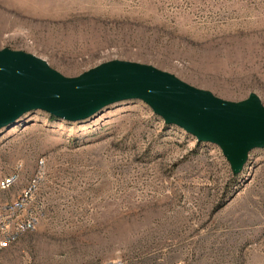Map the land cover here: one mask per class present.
Masks as SVG:
<instances>
[{
  "label": "rangeland",
  "instance_id": "1",
  "mask_svg": "<svg viewBox=\"0 0 264 264\" xmlns=\"http://www.w3.org/2000/svg\"><path fill=\"white\" fill-rule=\"evenodd\" d=\"M66 77L111 60L153 65L229 101L264 104V0H0V49ZM44 161L37 227L0 264H264V148L238 174L221 149L141 99L82 120L42 110L0 130V168Z\"/></svg>",
  "mask_w": 264,
  "mask_h": 264
},
{
  "label": "water",
  "instance_id": "2",
  "mask_svg": "<svg viewBox=\"0 0 264 264\" xmlns=\"http://www.w3.org/2000/svg\"><path fill=\"white\" fill-rule=\"evenodd\" d=\"M127 99H141L198 142L216 144L233 174L252 149L264 148V104L255 93L225 100L153 65L124 60L66 77L31 53L0 49V130L33 110L78 121Z\"/></svg>",
  "mask_w": 264,
  "mask_h": 264
},
{
  "label": "built area",
  "instance_id": "3",
  "mask_svg": "<svg viewBox=\"0 0 264 264\" xmlns=\"http://www.w3.org/2000/svg\"><path fill=\"white\" fill-rule=\"evenodd\" d=\"M23 167H16L12 171L3 173L0 168V192L10 189L1 187V178H15L21 176ZM44 161L39 165V172L33 176L32 184H26L15 197L0 199V245L14 244L24 233L34 230L42 218L43 201L39 195V188L44 180Z\"/></svg>",
  "mask_w": 264,
  "mask_h": 264
},
{
  "label": "bare ground",
  "instance_id": "4",
  "mask_svg": "<svg viewBox=\"0 0 264 264\" xmlns=\"http://www.w3.org/2000/svg\"><path fill=\"white\" fill-rule=\"evenodd\" d=\"M39 165H42V161L38 162L37 169L32 174V176L29 178L27 184H32L33 182V176H36V174L39 172ZM16 167H23V164L19 162ZM21 176H15V178H1V187H9L16 184ZM8 245H0V251L3 250Z\"/></svg>",
  "mask_w": 264,
  "mask_h": 264
}]
</instances>
